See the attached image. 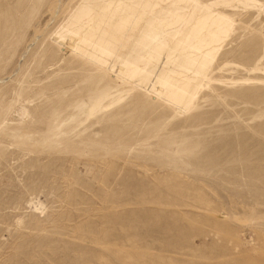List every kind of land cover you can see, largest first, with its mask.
<instances>
[{"label":"rangeland","instance_id":"1","mask_svg":"<svg viewBox=\"0 0 264 264\" xmlns=\"http://www.w3.org/2000/svg\"><path fill=\"white\" fill-rule=\"evenodd\" d=\"M0 264H264V0H0Z\"/></svg>","mask_w":264,"mask_h":264}]
</instances>
